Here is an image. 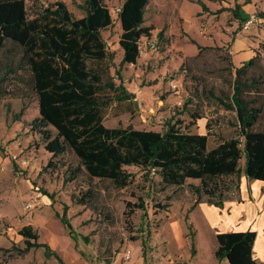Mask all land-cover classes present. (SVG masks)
<instances>
[{
  "label": "rangeland",
  "instance_id": "rangeland-1",
  "mask_svg": "<svg viewBox=\"0 0 264 264\" xmlns=\"http://www.w3.org/2000/svg\"><path fill=\"white\" fill-rule=\"evenodd\" d=\"M55 1L27 0L26 4L32 16ZM62 1L76 18L85 15L81 8L84 0ZM122 1L106 0L113 13V24L102 31V37L114 53L112 74L116 76V69H120L124 85L133 97L107 110L104 120L107 126L132 125L162 132L166 121L174 116L183 121L187 130L208 133L209 150L217 147L239 132L237 112L209 101L204 85L214 88L218 95L233 94L235 68L257 55L249 76L259 77L260 88L249 89L245 94L247 99H256L258 106H263L256 127L264 130V0H250L248 4L241 0L245 11L255 18L249 30H244V23L229 10L219 12L223 6L233 7V0L205 1L209 10L197 0H150L145 25L152 30L141 38L138 62L120 66L122 28L115 7H120ZM0 58H4L2 50ZM13 81L4 86L16 87ZM39 110L34 95L21 98L13 92L0 94V264H61L56 257H47L44 247L23 251L25 238L19 230L28 224L39 234L38 241L48 243L65 263L72 253L92 263H106L109 259L124 264L128 250L130 255L138 249L141 255L148 256L154 251L165 252L173 246L161 238L163 234L174 237L172 220H167L171 216L186 218L187 235L193 241L194 229L188 217L198 205L191 188L198 181L188 179L182 187L165 185L158 173H152L151 180L146 181L143 168L126 166L132 177L123 188L111 180H90L87 175L67 182L71 155L60 156L53 160H59L56 166L45 168L51 154L45 150L41 135L31 129ZM192 112L197 118L190 116ZM90 186L99 191L96 202L75 203L73 199H79ZM43 189L54 194V207L51 199L42 194ZM65 204L69 205L66 215L72 226L78 234L89 237V244L81 238L77 245L70 240L67 248H62L67 246L63 240L62 246L49 243L51 233L57 230L69 235L56 215V211L64 213ZM202 231L205 237L200 236L199 246L207 258L211 247L218 243L215 237ZM190 243L187 241L186 247L193 248V242ZM179 248L174 245L173 249Z\"/></svg>",
  "mask_w": 264,
  "mask_h": 264
},
{
  "label": "trees",
  "instance_id": "trees-1",
  "mask_svg": "<svg viewBox=\"0 0 264 264\" xmlns=\"http://www.w3.org/2000/svg\"><path fill=\"white\" fill-rule=\"evenodd\" d=\"M149 1L123 0L117 7L122 28L120 66L138 62L141 38L152 30L145 25ZM205 1L226 0H197L209 10ZM233 1V7L223 6L219 12L229 10L239 22L245 23L251 15L241 0ZM26 2L0 0V51L4 52V58H0V94L13 92L21 98L37 97L39 116L31 122V129L41 135L45 150L51 154L45 168L56 166L59 160L54 159L71 155L67 182L87 175L90 180H111L123 188L132 177L125 167H140L146 171V181L151 180L152 173H158L165 185L182 187L188 179L198 181L197 185H191L196 202L219 206L234 200L242 202L243 177L264 182V130L256 127L263 106H258L256 99H247L245 94L249 89L260 88L259 77L249 76L257 55L235 68L233 94L218 95L214 88L204 85L209 101L237 112L239 132L217 147L209 150L208 133H193L174 116L166 121L162 132L132 125L112 128L104 122L105 113L112 105L130 101L133 95L124 85L120 69H116V76L111 72L114 53L102 37V31L113 24V13L106 0H84L81 8L85 15L80 18L62 0L50 2L32 16ZM248 3L250 0H245L244 4ZM9 80L16 81V87L4 86ZM190 116L197 118L193 112ZM41 192L51 199L54 207V194L44 189ZM98 192L90 186L73 201L89 205L96 202ZM68 208L65 204L64 213L56 211V215L75 245L80 238L89 244V237L78 234L72 226L66 215ZM19 234L25 238L24 252L44 247L47 257L54 256L65 264L49 244L38 241L39 234L29 224ZM216 238L215 256L219 260L226 259L229 264H261L254 258V230L219 232ZM107 263L112 261L108 259Z\"/></svg>",
  "mask_w": 264,
  "mask_h": 264
},
{
  "label": "crops",
  "instance_id": "crops-1",
  "mask_svg": "<svg viewBox=\"0 0 264 264\" xmlns=\"http://www.w3.org/2000/svg\"><path fill=\"white\" fill-rule=\"evenodd\" d=\"M242 179V202L237 200L229 201L226 202L224 206L202 202L189 212V225L194 229L193 241L190 236L187 235L188 222L186 218L171 216L167 220H172L171 226L174 237H167L162 233L163 235H161V238L173 246L168 248L165 252L154 251L152 256L141 255L139 250L136 249L134 255L132 254L127 260L125 259L126 263L124 264H229L226 259L219 260L215 256L217 244L211 247V254H209V256L207 255V258H205V254L201 251V247L199 246L200 236L201 238L205 237L202 229L206 231L207 235L210 234L212 238H216L219 232L254 230L256 232V240L253 245L254 258L257 262L264 264V182L256 180L248 181L245 177ZM259 198H261L260 201L258 200ZM51 237L49 243L54 247L58 245L62 246L63 240L67 246H62V248H67L70 240H73L70 235H64L59 230L51 233ZM187 241L193 242L194 249L191 245L186 247ZM174 245L180 246V248L173 249ZM65 264L108 263H92L72 253L69 261ZM110 264L123 263L113 261Z\"/></svg>",
  "mask_w": 264,
  "mask_h": 264
},
{
  "label": "built area",
  "instance_id": "built-area-1",
  "mask_svg": "<svg viewBox=\"0 0 264 264\" xmlns=\"http://www.w3.org/2000/svg\"><path fill=\"white\" fill-rule=\"evenodd\" d=\"M115 10H116V13H118L120 11L119 8H116ZM254 19L255 18L253 16H251L250 19L246 20V22L243 25L244 30H249L250 26L252 24H254ZM140 51H141V48H140ZM29 207H32V205L29 204ZM130 256H131L130 252L128 251V253L126 254V258L125 259L127 260L128 258H130Z\"/></svg>",
  "mask_w": 264,
  "mask_h": 264
}]
</instances>
